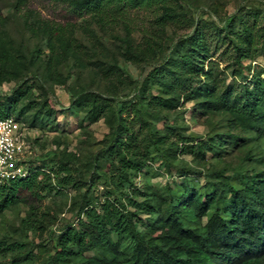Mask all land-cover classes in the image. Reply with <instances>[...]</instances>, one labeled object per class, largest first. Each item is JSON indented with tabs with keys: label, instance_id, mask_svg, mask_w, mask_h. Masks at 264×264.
<instances>
[{
	"label": "rangeland",
	"instance_id": "374dc122",
	"mask_svg": "<svg viewBox=\"0 0 264 264\" xmlns=\"http://www.w3.org/2000/svg\"><path fill=\"white\" fill-rule=\"evenodd\" d=\"M169 4L175 15L168 20L158 5L100 14L69 0H0V52L12 58L0 55V103L25 123V162L43 181L36 194L0 212V243L23 246L2 252L0 264L18 254L20 264H42L59 231L108 198L155 223V216L166 219L174 197L185 216L189 197L202 202L208 194L205 213L186 218L201 229L217 192L263 189L264 99L256 121L246 112L237 120L231 105L264 79V0ZM187 35L199 42L193 54L182 41ZM185 88L188 98L179 92ZM214 88L218 103L208 97ZM121 124L135 136L127 151L116 141L125 138ZM119 244L129 256L132 241Z\"/></svg>",
	"mask_w": 264,
	"mask_h": 264
},
{
	"label": "trees",
	"instance_id": "16d2710c",
	"mask_svg": "<svg viewBox=\"0 0 264 264\" xmlns=\"http://www.w3.org/2000/svg\"><path fill=\"white\" fill-rule=\"evenodd\" d=\"M25 1L19 0V2ZM69 2L74 9L100 14L109 7L120 10L126 5L132 8L158 5L162 8V16L168 20L175 15L169 0H69ZM232 19L230 15L223 21L227 35L230 33ZM182 41L187 44L192 54V45L198 46L199 44L191 35H187ZM0 55L6 60L12 59L11 53L6 48H2ZM182 58L189 61L186 54ZM259 81L249 92L250 95L246 100L232 103L231 112L237 120L242 119V114L245 112L248 113V118L257 120L256 109L264 99L262 88L264 79ZM172 86L178 88L177 84L173 83ZM179 92L184 93L186 98L192 94L188 88ZM210 92L208 97L214 103L222 100L215 88ZM159 104L165 106L161 101ZM13 110L10 103H0V118L11 117ZM14 117L19 119L18 116ZM121 128L125 129L123 133L125 138L118 140L116 138V141L119 147L125 145L127 151L132 148V139H135V136L122 124ZM181 141L185 143L187 140L184 138ZM181 145L183 146L180 150L183 152H191L193 149V146L188 144ZM29 170L30 175L27 178H17L0 184V212L40 190L43 181L38 179L39 170L31 166ZM258 181L264 182L263 179H258ZM213 185L218 188L216 183ZM263 192L264 187L262 189L252 184H246L242 188L230 185L228 194L217 192L218 197L214 200L213 212L201 229L190 227L186 218L187 215L195 217L200 213H205L207 209L204 210L202 205L210 199L211 196L208 194L202 202L192 198L190 200L189 197L185 216L176 211L178 196L174 197L166 219L155 216L157 219L155 223L138 218L136 214L129 213L122 203L108 198L99 209L87 206L84 210V217L59 231L60 234L55 238V251L49 254L42 264H262L264 254ZM148 213H154L153 209ZM137 224L142 225L144 229L140 230ZM123 238H129L133 243L132 248L127 251L129 256L119 253L118 244ZM22 248V244L17 242L0 243V254L4 251H20ZM97 248L103 250V256L84 255L87 251ZM78 257L80 258L77 259ZM11 264H20L19 254L12 257Z\"/></svg>",
	"mask_w": 264,
	"mask_h": 264
},
{
	"label": "built area",
	"instance_id": "2783aa9c",
	"mask_svg": "<svg viewBox=\"0 0 264 264\" xmlns=\"http://www.w3.org/2000/svg\"><path fill=\"white\" fill-rule=\"evenodd\" d=\"M27 128L14 116L0 118V184L30 175L25 162Z\"/></svg>",
	"mask_w": 264,
	"mask_h": 264
}]
</instances>
